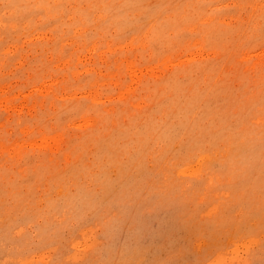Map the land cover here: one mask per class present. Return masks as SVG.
<instances>
[{
	"label": "rangeland",
	"instance_id": "rangeland-1",
	"mask_svg": "<svg viewBox=\"0 0 264 264\" xmlns=\"http://www.w3.org/2000/svg\"><path fill=\"white\" fill-rule=\"evenodd\" d=\"M0 264H264V0H0Z\"/></svg>",
	"mask_w": 264,
	"mask_h": 264
}]
</instances>
